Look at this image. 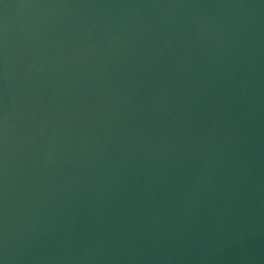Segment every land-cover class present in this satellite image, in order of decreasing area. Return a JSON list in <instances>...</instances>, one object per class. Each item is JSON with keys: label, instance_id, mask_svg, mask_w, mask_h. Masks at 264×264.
Returning a JSON list of instances; mask_svg holds the SVG:
<instances>
[{"label": "water", "instance_id": "obj_1", "mask_svg": "<svg viewBox=\"0 0 264 264\" xmlns=\"http://www.w3.org/2000/svg\"><path fill=\"white\" fill-rule=\"evenodd\" d=\"M0 264H264V0H0Z\"/></svg>", "mask_w": 264, "mask_h": 264}]
</instances>
